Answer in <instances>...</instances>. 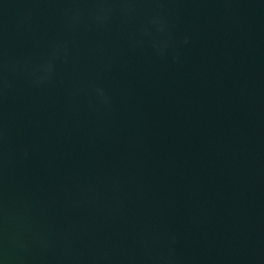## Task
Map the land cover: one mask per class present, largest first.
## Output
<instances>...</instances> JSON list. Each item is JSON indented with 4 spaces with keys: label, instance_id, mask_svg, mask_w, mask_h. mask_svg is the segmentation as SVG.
Here are the masks:
<instances>
[{
    "label": "water",
    "instance_id": "95a60500",
    "mask_svg": "<svg viewBox=\"0 0 264 264\" xmlns=\"http://www.w3.org/2000/svg\"><path fill=\"white\" fill-rule=\"evenodd\" d=\"M0 264H264V0H0Z\"/></svg>",
    "mask_w": 264,
    "mask_h": 264
}]
</instances>
